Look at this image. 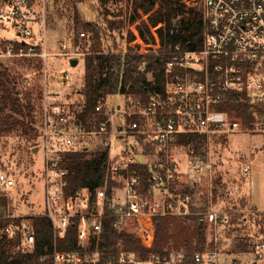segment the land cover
I'll list each match as a JSON object with an SVG mask.
<instances>
[{
  "label": "built area",
  "instance_id": "built-area-1",
  "mask_svg": "<svg viewBox=\"0 0 264 264\" xmlns=\"http://www.w3.org/2000/svg\"><path fill=\"white\" fill-rule=\"evenodd\" d=\"M42 3L44 0H0V63L6 60L42 63L40 136L36 145L44 154L41 213L14 215L6 197L8 205L0 219L11 220V223L0 228V238L19 239L16 250L32 253L35 218L43 217L52 223L55 241L64 237L67 227L75 221L79 251H58L54 242L51 248L45 249L42 260H51L52 264H97L99 253L88 252L87 246L100 237L106 209L118 215L124 229L136 232L146 246L154 241V217L202 215L209 229L208 243L204 252L194 254L197 264H221V255L232 243V234L249 223L257 225L259 231L252 240L250 254L255 263H264V211L238 213L240 222L233 224L236 213L211 207L203 213L193 211L196 206L192 197L178 193L185 188L184 164H189V174L199 175L211 170L209 162L201 161L211 142L239 133L264 134V0H200L204 25L202 46L194 50H183L179 46L173 49L175 57L166 67L164 90L153 93L145 101L131 99L126 109L118 107L110 116L104 103H98L94 113L97 122L103 116L108 119L94 126L95 130L89 135L109 138L113 132L110 117L119 116L123 125L117 129L130 139L120 157L112 159L110 154L108 173L116 185L110 200L106 187L81 189L74 194L67 191L68 170L64 156L89 148L71 131L75 125L68 108L49 90L53 83L70 86L73 78L64 69L52 71L48 62L52 58L62 59L71 65V60H79L85 54L80 46L74 45L72 37L57 43V53L49 52L44 27L36 39L32 25L45 21V12L39 8ZM38 10L41 13L36 15ZM130 30L135 36L129 44H135L131 48L139 53L160 51L157 28H150L155 39L153 45L144 44L136 26ZM4 33H12L13 38H6ZM85 37L86 33L82 32L80 38ZM234 103L246 106V112L233 107ZM193 136L206 139L203 158L195 155L190 144L184 142ZM104 147L110 149V142ZM139 165L148 167L151 174L146 195L141 193L142 182L136 169ZM0 185L8 189L15 186V181L0 171ZM119 191L123 193L122 201L117 196ZM184 258V252H171L162 259L152 257L147 261L133 254H123L120 264H181ZM231 264L241 263L233 261Z\"/></svg>",
  "mask_w": 264,
  "mask_h": 264
},
{
  "label": "trees",
  "instance_id": "trees-1",
  "mask_svg": "<svg viewBox=\"0 0 264 264\" xmlns=\"http://www.w3.org/2000/svg\"><path fill=\"white\" fill-rule=\"evenodd\" d=\"M110 0H100L101 8ZM126 13L120 14V21L112 23L107 20L109 31L121 32L126 26H136L140 38L146 45L155 44L150 28H157L161 49L155 53H139L130 47L120 50L116 45L107 49L104 46L105 30L97 24L82 23L77 13L74 19L73 38L75 46H79L80 34L91 33L92 43L84 52V83L80 91V100L75 104L76 124L85 133L93 132L94 126L107 121L108 117L99 118L97 122L94 113L100 102L106 97L117 95L132 97L145 101L150 95L164 90L167 82L166 67L174 60L173 49L179 46L183 50L199 49L203 41V15L200 0H126ZM103 15V13H102ZM146 17V19H144ZM81 29V33L77 32ZM87 35V34H86ZM135 36L128 32L127 44L132 43ZM32 65L33 61L23 60L21 63ZM35 67L41 70L42 63L35 61ZM145 67V71L142 68ZM18 77L8 73L4 64L0 63V136L14 130L21 137L37 142L40 132L34 117L35 90L22 92L18 87ZM41 97V93L38 97ZM235 104V103H234ZM233 104V105H234ZM238 110L246 112V106L234 105ZM73 111V110H72ZM105 112V111H104ZM97 122V123H96ZM190 144L195 155L203 158L206 139L193 136L184 140ZM202 150H204L202 152ZM110 149L91 152L86 148L77 152L67 153L64 166L68 170V193L74 194L81 189L95 190L106 187L108 200L111 199L112 189L116 186L110 179L108 165ZM142 182L141 193L146 195L150 187V172L148 167L139 165ZM218 183V182H216ZM178 193L189 194L192 199L194 191L185 188ZM215 194V193H214ZM7 198L0 194V216L7 208ZM193 211L203 213L207 210L206 202ZM239 216L233 217V224H239ZM11 223V220L0 219V228ZM35 243L32 253H22L16 250L20 240L10 241L0 238V264H52L51 260H42L46 248H51L56 242L58 251H79L76 236V222L66 229L65 236L55 241L52 223L43 217L32 221ZM208 226L204 217L191 216L188 218H153V244L144 245L134 231H126L118 215L106 209L100 237L87 246L90 253H99L97 264H120L123 254H133L140 260L147 261L152 257L164 258L171 252H184L185 258L181 264H197L194 254L207 249ZM251 248L247 238L241 236L236 240L235 250L246 254Z\"/></svg>",
  "mask_w": 264,
  "mask_h": 264
},
{
  "label": "rangeland",
  "instance_id": "rangeland-1",
  "mask_svg": "<svg viewBox=\"0 0 264 264\" xmlns=\"http://www.w3.org/2000/svg\"><path fill=\"white\" fill-rule=\"evenodd\" d=\"M126 5V0H110L103 8H101L100 0H44L39 8L45 12V21L44 23H34L32 28L36 34V39H38L44 27V37L48 50L57 53L59 51L58 42L69 37L74 38L76 33L73 27L75 13H77L82 23L97 24L105 30L104 46L106 50L116 45L120 50L125 51L127 47L131 48L135 45L130 46L126 42L128 32L131 33L130 27L126 26L118 33L109 31L104 16L107 17L108 21L117 23L121 19L119 15L126 13ZM40 13L41 10H38L36 15ZM81 32L79 29L77 34ZM86 34L85 38H80L82 40H80L79 46L82 53H84L82 49L88 48L92 43L91 33L86 32ZM4 36L13 38L12 33H4ZM143 48L145 51L147 50L146 47ZM2 63L8 73L19 78L18 87L20 91L35 90L34 117L39 127L41 97H38V94L41 93V96L43 94L40 90L43 83L40 70L36 69L35 63H31L30 66L28 63L12 60H6ZM48 64L52 71L64 69L73 78L70 86L63 87L53 83L49 87V90L52 91L51 94L58 97L68 108L72 124L75 125L71 130L73 134L83 140L91 152L104 150L108 141L110 142L112 159L120 157L126 150L127 142H130V139L124 133L120 134L117 129L123 125L119 116L110 117L113 132L109 138L90 136L76 124L73 113L77 110L75 104L80 100V91L84 83V57L79 58L75 68L62 59L52 58ZM131 99L135 98L117 95L106 97L102 103H104V109L110 116L116 113L118 107L123 110L126 109ZM122 136L124 140L120 139ZM178 158H182V156ZM201 161L211 164L212 168L209 172L199 175L189 174V164L183 165V170L186 171L183 175V187L191 188L194 191L193 203L196 209L202 207L206 202L207 209L211 207L217 210L231 211L236 213L237 217L239 216L238 213L245 211H264V134L239 133L229 135L227 138H218L209 144L207 155ZM43 170L44 154L41 149L38 150L35 142L21 137L17 130L0 136V171L15 181V186L8 189L0 185V194L9 199L8 207L12 214L35 215L41 213L44 193ZM117 196L120 201L123 200L122 191H119ZM208 231L209 229L207 234ZM258 234V226L254 223L241 225L232 234V243L225 248V251H234L238 236L246 237L248 242L252 244V240ZM250 252L251 248L243 256V264H254V258Z\"/></svg>",
  "mask_w": 264,
  "mask_h": 264
},
{
  "label": "crops",
  "instance_id": "crops-1",
  "mask_svg": "<svg viewBox=\"0 0 264 264\" xmlns=\"http://www.w3.org/2000/svg\"><path fill=\"white\" fill-rule=\"evenodd\" d=\"M244 255L245 254L236 252L235 249L234 251H224V253L221 255V264H231L230 262H233V261H239L241 264H243L242 262L244 261L243 259ZM254 264H257V263L254 262ZM259 264H264V263H259Z\"/></svg>",
  "mask_w": 264,
  "mask_h": 264
},
{
  "label": "water",
  "instance_id": "water-1",
  "mask_svg": "<svg viewBox=\"0 0 264 264\" xmlns=\"http://www.w3.org/2000/svg\"><path fill=\"white\" fill-rule=\"evenodd\" d=\"M78 1H81V0H78ZM70 64H71V67L75 68V67H77V65H78V60L73 59V60L70 61ZM35 152H36V151H35Z\"/></svg>",
  "mask_w": 264,
  "mask_h": 264
}]
</instances>
